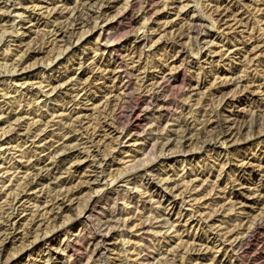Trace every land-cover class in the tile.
<instances>
[{
    "label": "rangeland",
    "instance_id": "374dc122",
    "mask_svg": "<svg viewBox=\"0 0 264 264\" xmlns=\"http://www.w3.org/2000/svg\"><path fill=\"white\" fill-rule=\"evenodd\" d=\"M0 207V264H264V0H0Z\"/></svg>",
    "mask_w": 264,
    "mask_h": 264
},
{
    "label": "bare ground",
    "instance_id": "6f19581e",
    "mask_svg": "<svg viewBox=\"0 0 264 264\" xmlns=\"http://www.w3.org/2000/svg\"><path fill=\"white\" fill-rule=\"evenodd\" d=\"M89 1V0H88ZM124 12H126V9H124V11H123V13ZM122 14V13H121ZM223 14V13H222ZM220 16V15H219ZM79 19V18H78ZM69 21V20H68ZM196 22V21H195ZM61 27V26H60ZM60 27H58V28H60ZM196 27V26H195ZM66 31V30H65ZM180 35V34H179ZM176 39V38H175ZM33 47V46H32ZM103 47H105V48H110L109 46H106V45H103ZM112 50V49H111ZM30 51V50H29ZM34 51V50H33ZM31 53V52H30ZM163 75H165V74H163ZM169 75V74H168ZM166 77V76H165ZM163 77L161 76L160 78H159V80H158V82H157V84L153 87V89L155 88V89H157L158 88V84H160V82L162 81V80H160V79H162ZM167 79H169V78H167ZM225 83V82H224ZM154 84V83H153ZM222 84V83H221ZM225 85V84H224ZM152 89V90H153ZM224 89V87H223V85L218 89L219 90V92L221 91V90H223ZM150 91V90H149ZM225 92V91H224ZM223 94H225V93H223ZM145 95H147V94H145ZM144 96V95H143ZM156 96V95H155ZM121 106V105H120ZM159 107H162L163 108V105H160ZM161 108V109H162ZM159 110H160V108H159ZM160 113V112H159ZM157 117V116H156ZM184 120V119H183ZM186 124V123H185ZM184 128V127H183ZM61 131V130H60ZM180 132V131H179ZM51 133V132H50ZM60 135V134H59ZM202 142V141H201ZM55 158V157H54ZM48 164V163H47ZM57 165V164H56ZM37 171V170H36ZM258 190V189H257ZM1 208V207H0ZM8 215V214H7ZM108 224V223H107ZM257 226H258V224H254L251 228H250V230H249V233H251L252 231H254L256 228H257ZM34 231V230H33ZM90 235V234H89ZM7 236V235H6ZM248 236V235H247ZM249 237V236H248ZM244 240V239H243ZM242 241V240H241Z\"/></svg>",
    "mask_w": 264,
    "mask_h": 264
}]
</instances>
